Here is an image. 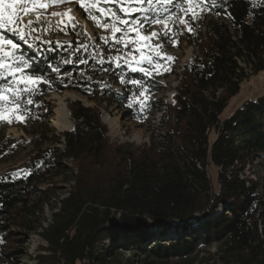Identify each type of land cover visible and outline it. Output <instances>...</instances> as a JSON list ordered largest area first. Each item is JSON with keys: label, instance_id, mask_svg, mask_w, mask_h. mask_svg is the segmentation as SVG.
<instances>
[{"label": "trees", "instance_id": "16d2710c", "mask_svg": "<svg viewBox=\"0 0 264 264\" xmlns=\"http://www.w3.org/2000/svg\"><path fill=\"white\" fill-rule=\"evenodd\" d=\"M205 3L199 18L190 21L195 31L180 28L178 46L167 44L178 49L187 42L194 48L172 103L159 97L164 89L159 79L176 75L175 61L170 72L152 78L123 63L118 68L108 57L121 45L99 47L78 24L67 34L54 27L37 32L40 40L32 47L31 39L29 44L16 40L18 54L31 58L28 72L49 83L39 85L20 127L30 140L5 137L9 125L0 124V166L12 162L20 148L33 149L25 163L0 174V264L10 261L9 245L21 243L13 229L37 233L46 242L49 254L37 256L36 264H171L172 259L190 264L199 247H215L217 264H264V97L220 119L240 84L264 70V0ZM93 49L103 53V64L99 56L93 58ZM130 80L148 89L143 111L135 102L141 87ZM4 83L0 80V86ZM64 90L95 105L69 102L73 128L56 132L42 113L49 108L46 98ZM102 107L142 125L149 145H111ZM156 113L160 117L152 123ZM254 162L261 167L259 180L254 172L253 178L244 176ZM210 165L217 169L218 192ZM17 170L23 171L13 178ZM65 175L73 184L51 206L56 211L43 226L36 214L55 191L39 187Z\"/></svg>", "mask_w": 264, "mask_h": 264}, {"label": "snow or ice", "instance_id": "6c2138e0", "mask_svg": "<svg viewBox=\"0 0 264 264\" xmlns=\"http://www.w3.org/2000/svg\"><path fill=\"white\" fill-rule=\"evenodd\" d=\"M64 2L65 0H0V80L5 81L0 86V124L26 123L30 111L27 106L34 104L32 97L39 92L41 83H49L42 76L28 72L33 67L31 58L18 54L20 44L16 40L29 44L31 39L33 44H29V47H32L35 41L40 40L37 32L44 33L53 27L65 34L69 29L75 31L77 22L68 13L63 14L67 19L58 21L54 26L46 18L48 8ZM79 7L84 9L96 27L111 33L110 36L100 37L105 45H121L116 49L115 56L108 57L110 63H115L118 68L123 63L129 66L132 72L139 71L152 78L153 74L161 75L171 71L170 65L175 61V57L167 55L164 48L165 42L172 47L178 46V37L183 33L179 31L177 24L183 25L188 33L194 32L190 21L198 19L207 5L205 0H90L87 4L80 0ZM173 8L179 9V13L173 11ZM41 10L45 13L43 18ZM32 14L36 15V20L24 23L23 17ZM51 15L61 14L52 12ZM145 25L161 27L159 30L153 27L151 32L145 34ZM117 33L120 35L117 36ZM83 35L88 36L86 32ZM88 39L91 40V37ZM130 45L131 49L125 51ZM80 47L87 49L88 44L82 42ZM93 51V58L99 56V62L103 64V53L96 49ZM81 62L87 63L86 60ZM65 63L72 61L66 60ZM120 80L124 83L123 77ZM129 83L141 87L135 102L139 103L143 111L148 106V89L138 80H130ZM128 107L131 108L132 103H129ZM22 171L17 170L11 175L18 178Z\"/></svg>", "mask_w": 264, "mask_h": 264}, {"label": "rangeland", "instance_id": "374dc122", "mask_svg": "<svg viewBox=\"0 0 264 264\" xmlns=\"http://www.w3.org/2000/svg\"><path fill=\"white\" fill-rule=\"evenodd\" d=\"M253 1L258 2L260 0ZM83 2L87 4L90 2V0H83ZM97 2H99V0H97ZM79 3L80 0H65L64 3L48 8L46 18L51 23H57L62 19H67V17L63 14L68 13L70 16L75 18V21L82 28L83 32H86L88 34L87 37H91L92 42L97 43L99 40V47H101V43L103 41L100 40V37L110 36L111 33L109 31L102 30L96 27L95 23L90 18H88V14L84 11V9L79 7ZM52 12L60 13L61 15L53 16L51 15ZM40 14L42 18L45 16L43 10H41ZM29 20L35 21L36 15L32 14L23 17L24 23H27V21ZM153 27L156 28V30H159L161 26L154 25L152 27H145V34H147V32H151L153 30ZM177 28H182L184 32H187L183 25L177 24ZM116 35H120V33H117ZM164 51L167 53V55L175 57L174 67L176 69V75H172L166 79H159V83L162 84L164 88L159 97H161L166 102L172 103V97L175 93V89L181 80V70L183 66L186 65L193 56L194 48L190 46L187 42H182L179 45L178 49H170L167 46V43H165ZM261 97H264V70L255 75L250 76L247 80L243 81L240 84L239 92L229 100L226 108L220 115V119L224 120L231 117L236 110L242 107L244 103L255 101ZM75 100L80 101L86 107H93L95 105L94 103L88 101L79 94L68 90L52 94L50 97L46 98V102L48 103L49 108L47 110H44L42 114L44 116H47L48 124L51 128L55 129L56 132L70 130H59L56 128V126H53V119L56 116V111L59 112L58 115L60 121H56V123L63 124L65 123V121H69L71 123L72 130L73 123L70 113L67 109V104ZM64 108H66L68 116L64 114ZM100 116L102 123L106 126L108 130L107 136L111 145H133L134 147L140 148H142L144 145H149V133L146 131V129L138 123L129 121L126 118L124 112L115 108L102 107L100 109ZM104 117H107L108 124L103 121ZM159 117L160 114L156 113L152 123H156ZM6 124L7 123H4L2 124V126ZM23 124L24 123H12L11 125H9L8 128H4V136L13 138L15 140H19L20 138L26 141L30 140V136L20 129ZM209 139L211 141L214 140L213 133L209 135ZM59 148L63 149V146L59 145ZM32 152L33 149L31 145H27L26 147L17 150L14 154V160L12 162L0 166V174H2L8 168L18 167L21 164L25 163L32 155ZM66 165L70 169L74 167V164L71 160L67 161ZM253 172L254 174H256L255 178L259 180V176L261 174V167L258 162H254L252 165H247L244 171V176L249 175V177L253 178ZM208 173L211 178L214 190L218 192L217 169L214 166L210 165L208 168ZM72 184L73 182L70 181L69 175H65V177L58 176L52 178V180L49 181L48 185H40V189H45L47 187L53 186V190L55 191V196H52V198L50 199V203L44 204L41 207L42 212L36 214L43 226L47 225V223L51 219V214L56 211V209H52L51 206H53V204L57 202L58 198H63L66 196ZM13 230L17 234L15 238L19 239L21 243H12L11 245H9L11 252L10 261L3 259L4 261H1V264H36L38 261L36 258L37 256H47L49 254L46 251V242L40 236H38L37 233L28 234L27 232H24L19 229ZM159 244L161 243H155V245ZM127 252V250H124L125 256H128ZM214 252L215 247H210L209 249L199 247L198 252L188 260L189 262H191L190 264H217L215 258L213 257ZM170 263L180 264L181 261L172 259ZM135 264L139 263L136 261Z\"/></svg>", "mask_w": 264, "mask_h": 264}, {"label": "bare ground", "instance_id": "6f19581e", "mask_svg": "<svg viewBox=\"0 0 264 264\" xmlns=\"http://www.w3.org/2000/svg\"><path fill=\"white\" fill-rule=\"evenodd\" d=\"M58 111H56V116H55V118L53 119V126H56V128L57 129H59V130H64V129H70L71 130V123L69 122V121H65V123H63V124H61V123H56V121H59V115H58ZM64 114L65 115H67L68 116V112H67V110H66V108H64ZM103 121L105 122V123H107L108 124V119H107V117H104V119H103ZM60 122V121H59ZM253 177V176H252Z\"/></svg>", "mask_w": 264, "mask_h": 264}, {"label": "water", "instance_id": "95a60500", "mask_svg": "<svg viewBox=\"0 0 264 264\" xmlns=\"http://www.w3.org/2000/svg\"><path fill=\"white\" fill-rule=\"evenodd\" d=\"M65 131H68V130H65Z\"/></svg>", "mask_w": 264, "mask_h": 264}]
</instances>
